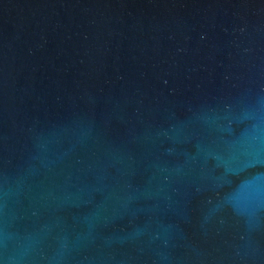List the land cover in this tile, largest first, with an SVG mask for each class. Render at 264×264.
<instances>
[{
    "label": "water",
    "instance_id": "water-1",
    "mask_svg": "<svg viewBox=\"0 0 264 264\" xmlns=\"http://www.w3.org/2000/svg\"><path fill=\"white\" fill-rule=\"evenodd\" d=\"M0 264H264V0H0Z\"/></svg>",
    "mask_w": 264,
    "mask_h": 264
}]
</instances>
